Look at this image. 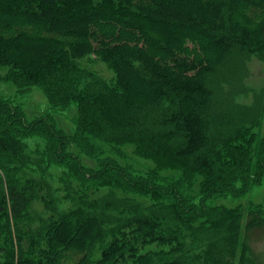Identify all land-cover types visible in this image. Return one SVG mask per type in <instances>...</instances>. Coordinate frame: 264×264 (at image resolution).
Here are the masks:
<instances>
[{
    "label": "trees",
    "instance_id": "obj_1",
    "mask_svg": "<svg viewBox=\"0 0 264 264\" xmlns=\"http://www.w3.org/2000/svg\"><path fill=\"white\" fill-rule=\"evenodd\" d=\"M241 51L264 54V0H0V70H10L13 83L37 84L50 107L28 120L13 100L0 97V264H91L98 244L96 264H189L178 247L143 249L173 242L166 218L176 224L212 221L210 210L217 208L207 207L209 197L241 196L264 173V138L252 149L238 129L237 145L229 144L232 138L213 142L201 116L210 77ZM86 56L104 62L114 82L78 67L76 61ZM163 104L174 110H164L160 125L178 127L183 138L174 156L192 159L210 175L197 203L186 198L183 179L165 187L155 173L127 174L95 147V141L139 139L145 127L158 123L152 116ZM70 107L76 114L68 134L54 113ZM28 137L41 138L46 160L80 185L169 198V214H137L106 230L99 217L78 208L34 227L26 213L35 188L20 173L27 160L22 140ZM74 147L96 167L82 164ZM232 220L219 240L238 236L240 222L233 227ZM259 227L264 229V219L249 215L245 234Z\"/></svg>",
    "mask_w": 264,
    "mask_h": 264
},
{
    "label": "rangeland",
    "instance_id": "obj_2",
    "mask_svg": "<svg viewBox=\"0 0 264 264\" xmlns=\"http://www.w3.org/2000/svg\"><path fill=\"white\" fill-rule=\"evenodd\" d=\"M76 63L78 67L104 83L114 82V72L99 58L86 56L78 59ZM9 71L7 68L0 70V97L13 100L24 111L28 120L47 114L50 111L49 102L37 84H26L23 81L13 83L7 77ZM208 90L209 103L201 110V116L208 128L209 139L215 142L218 138L228 141L232 138L233 141L229 144L237 145L243 136L254 149L264 138V54L256 56L245 51L232 54L210 77ZM167 109L174 110L163 104L155 117L152 116L158 123L154 122L156 124L145 127L140 132L139 139L120 144L102 141H95L94 144L104 158H114L126 167L127 174L131 172L133 176L146 177L155 173L163 179L160 182L164 184L160 185L165 187L166 184L172 186L183 179L184 184L181 185L186 198L189 197V203H197L201 187L205 185L210 175L195 167L192 159L174 156L183 138L178 127L160 125L158 118ZM75 114L74 107L55 112L57 126L71 134ZM238 129L243 133L239 132V139L235 136ZM22 142L26 145L27 160L25 168L20 173L24 175V179L31 180L35 188V195L26 213L33 220L34 227L39 221L48 220L51 215L67 213L78 208L99 217L106 230L115 228L137 214L148 215L160 211L162 214H169L168 205L173 202L169 198L162 200L147 193H125L109 185L95 188L82 186L73 177H68L64 168L46 160L43 154L44 141L41 138L28 137ZM71 152L79 155L82 164L87 168L96 167L93 158L79 154L75 147ZM250 157L253 161L251 171L254 172L255 156ZM206 205L217 208L210 210L214 220H192L183 223L187 225L183 227L181 226L183 224H176L170 218H166L164 225L172 230L173 242L159 247L156 244L148 245L143 250L168 251L170 247H178L177 253L189 264H264L263 227L254 228L245 234L249 215L264 219V173L261 182L259 184L251 182L243 195L234 197L231 193L227 196L214 194L209 197ZM231 220L230 226L233 227L240 222L238 236L234 239L231 234L228 239L219 240L224 236L221 230L228 226ZM211 237L214 238V242L207 241L213 240ZM110 239L111 236H108L106 241ZM99 245L93 251L91 264H96L100 257Z\"/></svg>",
    "mask_w": 264,
    "mask_h": 264
},
{
    "label": "bare ground",
    "instance_id": "obj_3",
    "mask_svg": "<svg viewBox=\"0 0 264 264\" xmlns=\"http://www.w3.org/2000/svg\"><path fill=\"white\" fill-rule=\"evenodd\" d=\"M85 69H87V68H85ZM222 168H223V167H222ZM223 169H224V168H223ZM65 190H66V189H65ZM213 198H214V197H213ZM213 198H212V199H213ZM76 199H77V198H76ZM54 200H55V199H54ZM114 220H115V219H113V221H114Z\"/></svg>",
    "mask_w": 264,
    "mask_h": 264
}]
</instances>
